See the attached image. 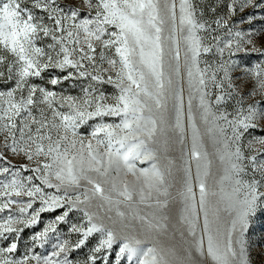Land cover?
Listing matches in <instances>:
<instances>
[{
	"label": "snow or ice",
	"instance_id": "1",
	"mask_svg": "<svg viewBox=\"0 0 264 264\" xmlns=\"http://www.w3.org/2000/svg\"><path fill=\"white\" fill-rule=\"evenodd\" d=\"M254 218L264 0H0V264H254Z\"/></svg>",
	"mask_w": 264,
	"mask_h": 264
},
{
	"label": "rangeland",
	"instance_id": "2",
	"mask_svg": "<svg viewBox=\"0 0 264 264\" xmlns=\"http://www.w3.org/2000/svg\"><path fill=\"white\" fill-rule=\"evenodd\" d=\"M246 14L247 13H245V15ZM259 20H260V13L257 12V16H256L257 27H259V23H258ZM245 27H248V25H245ZM170 155L173 157H178L179 153L178 151H171ZM129 179H131V177H129ZM162 239H164V242L166 244L175 243V241H171L166 238H162ZM249 242L251 249V257L252 260L254 261V264H264V218L253 219L252 228L250 229V233H249Z\"/></svg>",
	"mask_w": 264,
	"mask_h": 264
}]
</instances>
